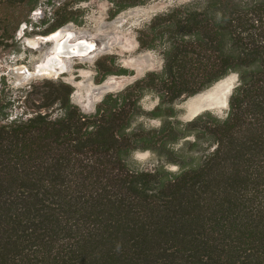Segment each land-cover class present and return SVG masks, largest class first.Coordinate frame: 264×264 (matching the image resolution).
<instances>
[{"label": "trees", "instance_id": "1", "mask_svg": "<svg viewBox=\"0 0 264 264\" xmlns=\"http://www.w3.org/2000/svg\"><path fill=\"white\" fill-rule=\"evenodd\" d=\"M85 1L0 0V46L22 22L39 35L78 22ZM106 1L113 16L149 0ZM136 41L161 68L89 113L60 79L15 94L0 77V264H264V0H189ZM94 66L97 81L129 73L109 55ZM231 72L223 117L176 118L174 101ZM145 150L151 169L132 158Z\"/></svg>", "mask_w": 264, "mask_h": 264}, {"label": "rangeland", "instance_id": "2", "mask_svg": "<svg viewBox=\"0 0 264 264\" xmlns=\"http://www.w3.org/2000/svg\"><path fill=\"white\" fill-rule=\"evenodd\" d=\"M186 1L189 0H149L110 16V4L106 0H87L79 4L83 12L79 21L62 25L58 28V40L47 42L38 41L40 35L22 22L8 45L0 46V77L15 94L23 93L42 78L60 79L71 86L70 102L81 112L89 113L104 94L117 92L146 72L161 68L162 58L158 52L138 47L136 30L154 14ZM41 12L42 7L37 6L30 12L29 21L37 22ZM56 41L62 46L58 54H54L53 48ZM106 55L112 56L117 66L129 73L107 75L97 81L94 63ZM50 57H53L52 64L56 63L55 71L40 68ZM236 84L237 76L231 72L193 95L180 97L172 104L176 118L186 121L205 111L223 117ZM140 103L144 110H151L156 99L146 95ZM141 120L146 127L158 124L156 119L141 117ZM132 158L143 169H151L158 163L148 150L136 151ZM165 168L175 170L176 166L165 164Z\"/></svg>", "mask_w": 264, "mask_h": 264}, {"label": "water", "instance_id": "3", "mask_svg": "<svg viewBox=\"0 0 264 264\" xmlns=\"http://www.w3.org/2000/svg\"><path fill=\"white\" fill-rule=\"evenodd\" d=\"M58 36H59V29H56V30H54L53 32H50L47 35L38 36L37 40L38 41H44V42L53 41V40H58ZM53 48H54V54H58L62 50L61 43L56 41L54 43V47ZM52 58L53 57L45 59L41 63L40 68H43L45 71H52V70L55 71L56 63L53 62V64H52Z\"/></svg>", "mask_w": 264, "mask_h": 264}]
</instances>
